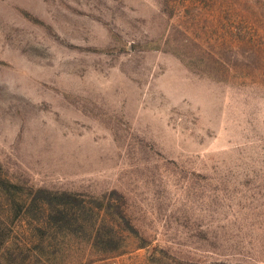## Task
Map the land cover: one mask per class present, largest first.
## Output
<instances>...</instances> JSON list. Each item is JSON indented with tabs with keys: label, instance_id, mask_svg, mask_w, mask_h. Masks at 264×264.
<instances>
[{
	"label": "rangeland",
	"instance_id": "rangeland-1",
	"mask_svg": "<svg viewBox=\"0 0 264 264\" xmlns=\"http://www.w3.org/2000/svg\"><path fill=\"white\" fill-rule=\"evenodd\" d=\"M0 264H264V0H0Z\"/></svg>",
	"mask_w": 264,
	"mask_h": 264
}]
</instances>
